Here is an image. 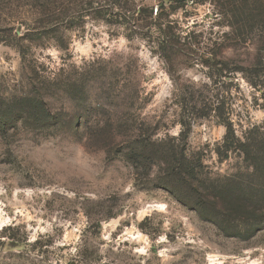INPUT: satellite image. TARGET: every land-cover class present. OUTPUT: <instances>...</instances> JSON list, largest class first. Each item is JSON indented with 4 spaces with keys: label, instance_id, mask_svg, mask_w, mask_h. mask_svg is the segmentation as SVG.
Returning <instances> with one entry per match:
<instances>
[{
    "label": "rangeland",
    "instance_id": "1",
    "mask_svg": "<svg viewBox=\"0 0 264 264\" xmlns=\"http://www.w3.org/2000/svg\"><path fill=\"white\" fill-rule=\"evenodd\" d=\"M225 7L0 0V264H264V230L225 236L160 186L154 163L125 157L183 132L201 179L264 185L241 153L218 154L226 123L264 134V83L238 70L253 47ZM25 95L46 122L13 102Z\"/></svg>",
    "mask_w": 264,
    "mask_h": 264
},
{
    "label": "trees",
    "instance_id": "2",
    "mask_svg": "<svg viewBox=\"0 0 264 264\" xmlns=\"http://www.w3.org/2000/svg\"><path fill=\"white\" fill-rule=\"evenodd\" d=\"M225 6L224 16L228 18L227 25L232 33L237 38L240 36L245 45L253 47L254 61L239 65L238 70L249 85L257 89L261 82L264 83V0H225ZM67 90L69 88L65 92ZM13 102L36 122H46L41 113L44 118L50 116L47 105L39 98L25 95ZM109 124L110 121L105 123ZM226 129L218 154H227L232 149L238 151L249 167L264 173V134L259 138V134H254L258 130L254 127L241 139L235 135L231 123H226ZM183 138L181 132L174 140L135 142L125 157L132 162L154 163L159 169L160 186L225 236L248 240L264 230V185L238 179L224 183L201 179L197 167L186 154Z\"/></svg>",
    "mask_w": 264,
    "mask_h": 264
}]
</instances>
